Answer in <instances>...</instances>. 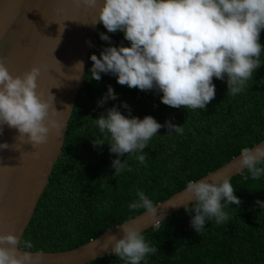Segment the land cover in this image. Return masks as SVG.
Listing matches in <instances>:
<instances>
[{"label": "trees", "instance_id": "trees-1", "mask_svg": "<svg viewBox=\"0 0 264 264\" xmlns=\"http://www.w3.org/2000/svg\"><path fill=\"white\" fill-rule=\"evenodd\" d=\"M100 33L109 36L110 42L102 40ZM259 42L264 46V30ZM109 46L130 43L122 32L109 33L99 23L61 153L22 236L34 246L28 251L75 249L144 212L129 209L138 199V190L157 205L184 189L188 181H197L228 163L242 148L264 140V52L260 68L244 91L230 95L226 78H213L215 98L206 109L192 110L163 104V93L155 88L141 91L122 86L111 73H101L99 81L90 79V56L99 57ZM109 85L117 98L100 106ZM124 103L129 107H123ZM114 106L129 118L150 115L161 125L182 126L183 133H168L166 126L161 127L144 149L145 163L136 159L139 153L125 154L119 158L127 160L132 171L114 176L112 161L117 156L110 153L108 141L93 146L94 139L104 138L95 119L106 116ZM245 175H249L246 170L231 179L241 204L225 207L226 223L208 220L205 230L197 234L190 224L195 213L183 208L143 232L145 240L159 251L141 264H264V208L256 203L264 201V176L253 180ZM87 264L125 261L108 254Z\"/></svg>", "mask_w": 264, "mask_h": 264}, {"label": "clouds", "instance_id": "clouds-1", "mask_svg": "<svg viewBox=\"0 0 264 264\" xmlns=\"http://www.w3.org/2000/svg\"><path fill=\"white\" fill-rule=\"evenodd\" d=\"M74 3L77 7H98L95 24H102L109 33L122 32L130 43L106 47L99 57L92 54L90 79L99 81L101 73H111L122 86L141 91L155 88L163 93L161 102L172 108L206 109L216 94L213 78H226L227 93L235 96L244 91L262 64L264 46L259 41L264 30V0H74ZM99 35L110 42L109 36ZM59 43L60 39L57 46ZM77 65L82 72L83 61L74 66ZM40 75L41 68L33 66L22 75L13 76L7 69V61L0 58V134L3 125L15 128L18 137H26L33 148L47 143L51 130L60 133L62 128L53 119L57 113L54 95L49 92L45 98L43 92H37ZM79 79L80 76L75 80ZM116 98L109 85L98 104L102 106L108 99ZM123 107L129 106L124 103ZM95 124L104 138L94 139L93 146L108 141L110 153L117 156L112 161L114 176L132 171L127 160L119 158L125 154L139 153L136 159L145 163L144 149L161 127L166 126L168 133H183L182 126L171 122L161 125L150 115L143 119L129 118L115 106L107 109L106 116L96 118ZM9 147L0 143V150ZM260 165H264L261 144L242 148L234 168L240 174L246 170L251 179L257 180L264 176V166ZM235 190L229 175L187 182L185 192L191 205L185 204V211L195 213L190 224L197 234L205 230L208 220L214 219L216 224L229 220L225 207L241 204ZM136 195L138 199L129 204V209H144L155 216L157 206L153 201L143 191L138 190ZM256 203L264 208V201ZM119 227L123 237L110 235L104 247L111 244L110 254L125 264H141L148 255L159 251L145 240L140 225L126 222ZM33 247L30 240L11 232L0 234V264H41L44 252L28 251Z\"/></svg>", "mask_w": 264, "mask_h": 264}, {"label": "water", "instance_id": "water-1", "mask_svg": "<svg viewBox=\"0 0 264 264\" xmlns=\"http://www.w3.org/2000/svg\"><path fill=\"white\" fill-rule=\"evenodd\" d=\"M98 14V7H77L74 0H0V58L7 61V69L13 76L22 75L33 66L41 68L37 92H43L45 98L50 93L54 95L57 113L53 119L62 126L60 133L51 130L47 143L35 148L27 143L26 137L19 138L15 128L2 126L0 143L10 147L0 150V234L23 236L49 182L84 84L99 25L95 24ZM78 61H83L82 72L78 65L74 66ZM78 76L80 79L75 80ZM259 144L264 146V140L256 145ZM240 154L197 181L218 174L229 175L231 179L237 176L240 173L234 164ZM185 188L158 203L155 216L144 211L127 222L140 225L143 232L159 225L185 208V204L191 205ZM120 225L75 249L44 252L41 264H87L106 257L112 248L111 244L104 247L107 238L123 237Z\"/></svg>", "mask_w": 264, "mask_h": 264}]
</instances>
